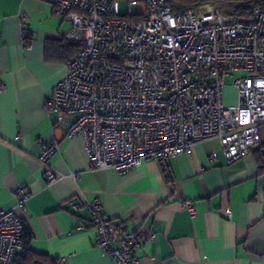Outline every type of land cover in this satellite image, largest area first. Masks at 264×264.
I'll list each match as a JSON object with an SVG mask.
<instances>
[{
  "label": "built area",
  "instance_id": "built-area-1",
  "mask_svg": "<svg viewBox=\"0 0 264 264\" xmlns=\"http://www.w3.org/2000/svg\"><path fill=\"white\" fill-rule=\"evenodd\" d=\"M43 1L70 23L59 35L82 42L45 107L57 128L81 136L90 168L122 173L151 158L165 165L209 138L218 139L231 164L264 145V5L244 19L216 3L175 9L167 0ZM21 31L31 37L25 26ZM232 72L241 74L234 75L236 104L229 107L223 87ZM238 111L246 112L245 123ZM56 150L55 141L41 143L47 182L61 177L47 163ZM28 197L18 188L16 206L24 208ZM68 204L90 209L96 244L115 264H138L134 246L155 237L146 226L128 230L115 223L95 199ZM183 206L194 214L189 201ZM24 236L22 216L0 208V264H13Z\"/></svg>",
  "mask_w": 264,
  "mask_h": 264
},
{
  "label": "crops",
  "instance_id": "crops-1",
  "mask_svg": "<svg viewBox=\"0 0 264 264\" xmlns=\"http://www.w3.org/2000/svg\"><path fill=\"white\" fill-rule=\"evenodd\" d=\"M22 26L31 37L22 35ZM68 28L47 1L0 0V208L22 216L31 234L28 248L55 264H115L96 244L90 209L69 208L70 199H95L115 223L128 230L146 226L155 234L134 246L138 264H264L259 146L226 164L218 139L209 138L165 165L151 158L122 173L90 168L81 136L57 128L45 107L52 86L67 72L66 61L45 59V43ZM237 114L245 123L246 112ZM53 141L57 150L47 163L61 177L47 182L39 156L41 143ZM18 188L29 194L24 208L16 206ZM80 224L85 227L77 229Z\"/></svg>",
  "mask_w": 264,
  "mask_h": 264
},
{
  "label": "trees",
  "instance_id": "trees-1",
  "mask_svg": "<svg viewBox=\"0 0 264 264\" xmlns=\"http://www.w3.org/2000/svg\"><path fill=\"white\" fill-rule=\"evenodd\" d=\"M167 3L175 9L194 7L205 3H216L223 7V11L241 18H248L255 7L264 5V0H167ZM82 45L81 41L69 40L63 36L47 38L44 57L46 60L68 62ZM264 152V145H259ZM31 234L25 227L24 244L16 254L15 264H55V260L45 254L30 250L27 246Z\"/></svg>",
  "mask_w": 264,
  "mask_h": 264
},
{
  "label": "rangeland",
  "instance_id": "rangeland-1",
  "mask_svg": "<svg viewBox=\"0 0 264 264\" xmlns=\"http://www.w3.org/2000/svg\"><path fill=\"white\" fill-rule=\"evenodd\" d=\"M125 9L124 3L120 4V11H123ZM70 28V23L66 21ZM68 28V29H69ZM241 74V72H232L231 74L227 75L224 78V87H223V99L224 103H231L232 107L236 104V90L232 86V81L234 78V75Z\"/></svg>",
  "mask_w": 264,
  "mask_h": 264
}]
</instances>
